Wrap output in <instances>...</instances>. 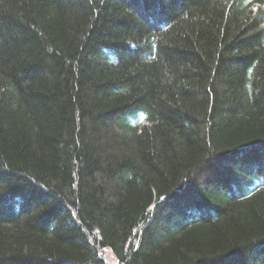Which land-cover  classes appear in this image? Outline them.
<instances>
[{"label":"trees","instance_id":"trees-1","mask_svg":"<svg viewBox=\"0 0 264 264\" xmlns=\"http://www.w3.org/2000/svg\"><path fill=\"white\" fill-rule=\"evenodd\" d=\"M264 264V0H0V264Z\"/></svg>","mask_w":264,"mask_h":264},{"label":"rangeland","instance_id":"rangeland-1","mask_svg":"<svg viewBox=\"0 0 264 264\" xmlns=\"http://www.w3.org/2000/svg\"><path fill=\"white\" fill-rule=\"evenodd\" d=\"M108 254H109L110 257H111V259H110L111 263L114 264V262H116L115 258L112 257L111 253L108 252ZM115 264H116V263H115Z\"/></svg>","mask_w":264,"mask_h":264}]
</instances>
